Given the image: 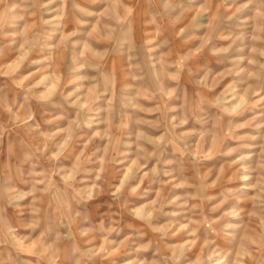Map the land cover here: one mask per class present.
I'll return each mask as SVG.
<instances>
[{"label": "rangeland", "instance_id": "obj_1", "mask_svg": "<svg viewBox=\"0 0 264 264\" xmlns=\"http://www.w3.org/2000/svg\"><path fill=\"white\" fill-rule=\"evenodd\" d=\"M0 264H264V0H0Z\"/></svg>", "mask_w": 264, "mask_h": 264}]
</instances>
